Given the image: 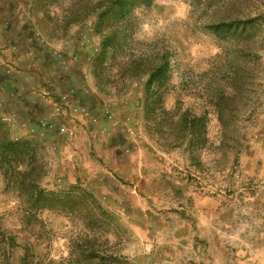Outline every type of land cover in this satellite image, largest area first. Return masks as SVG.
<instances>
[{"label": "rangeland", "instance_id": "1", "mask_svg": "<svg viewBox=\"0 0 264 264\" xmlns=\"http://www.w3.org/2000/svg\"><path fill=\"white\" fill-rule=\"evenodd\" d=\"M28 247L264 264V0H0V264Z\"/></svg>", "mask_w": 264, "mask_h": 264}, {"label": "trees", "instance_id": "2", "mask_svg": "<svg viewBox=\"0 0 264 264\" xmlns=\"http://www.w3.org/2000/svg\"><path fill=\"white\" fill-rule=\"evenodd\" d=\"M3 148L6 150V151H14V150H18L21 149V146L20 144L18 143H14L12 141H8V142H4L2 144ZM11 243H15V237H11ZM32 256V251H31V248L28 247V249L26 250V254L25 256L22 258V261L20 264H32L31 263V257Z\"/></svg>", "mask_w": 264, "mask_h": 264}, {"label": "built area", "instance_id": "3", "mask_svg": "<svg viewBox=\"0 0 264 264\" xmlns=\"http://www.w3.org/2000/svg\"><path fill=\"white\" fill-rule=\"evenodd\" d=\"M65 103H68L69 104V100L67 99V96H63V100L59 101L56 105H55V110L56 111H59V110H62L63 108V105ZM79 108H81L80 106H77L75 110H79ZM85 110V109H84ZM88 112V111H87ZM86 112V113H87ZM41 124H42V127H52L54 125L53 122L49 123L45 120H42L41 121Z\"/></svg>", "mask_w": 264, "mask_h": 264}, {"label": "crops", "instance_id": "4", "mask_svg": "<svg viewBox=\"0 0 264 264\" xmlns=\"http://www.w3.org/2000/svg\"><path fill=\"white\" fill-rule=\"evenodd\" d=\"M4 13L6 14V10H4Z\"/></svg>", "mask_w": 264, "mask_h": 264}]
</instances>
